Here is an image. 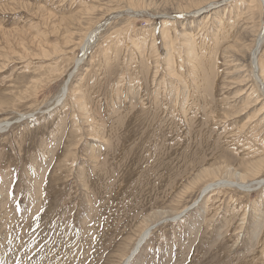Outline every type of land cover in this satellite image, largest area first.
Here are the masks:
<instances>
[{
	"label": "rangeland",
	"instance_id": "1",
	"mask_svg": "<svg viewBox=\"0 0 264 264\" xmlns=\"http://www.w3.org/2000/svg\"><path fill=\"white\" fill-rule=\"evenodd\" d=\"M207 1L0 0V31L26 33L0 35V120L10 123L0 132V264H120L151 224L129 264H264V186L216 189L170 218L199 199L206 181H190L202 169L235 180L244 164L264 158L261 85L248 79V55L223 50L243 34L255 38L264 26L259 7L231 23L236 11L247 13L249 0H216V17L209 11L184 20V11ZM105 18L76 65L84 33ZM166 22L171 35L164 40ZM189 25L204 31L201 44L214 58L204 62L209 77L189 65L180 46L178 33ZM67 28L72 45L62 51ZM53 44L62 52L43 58L40 49ZM232 60L244 65L245 86L233 84ZM71 75L69 97L58 106ZM162 78L177 86L181 104L190 100L186 119L171 90L159 95ZM83 101L100 140L89 139ZM259 171L256 180L264 178V167Z\"/></svg>",
	"mask_w": 264,
	"mask_h": 264
},
{
	"label": "bare ground",
	"instance_id": "2",
	"mask_svg": "<svg viewBox=\"0 0 264 264\" xmlns=\"http://www.w3.org/2000/svg\"><path fill=\"white\" fill-rule=\"evenodd\" d=\"M238 1V0H237ZM236 1V2H237ZM241 1V0H240ZM216 2V0H208L206 3H203L201 4L200 6H197L195 7V9H193V11H184V10H187L186 8L183 9V15L187 16L186 18H184V20H189V19H197L199 18L201 15H203L204 13H207L209 11H211L214 15L216 13V9H218L219 6H212V4ZM239 3V1H238ZM218 4V3H217ZM19 5L21 6H25L26 4L24 3H20ZM258 6L259 7V11H260V15L262 16V21L264 23V0H249L248 1V4H247V13H241V12H237L236 11V14L234 16H230L229 19L227 20L228 22H231L233 23V20L231 17H239V16H244L249 20V16H250V11L252 10L253 6ZM144 6V5H143ZM142 6V7H143ZM209 6H212L210 7V9H207V7ZM173 7V6H172ZM39 8V7H38ZM207 9V10H206ZM204 11V12H203ZM232 11V10H231ZM230 11V12H231ZM119 12H113L111 14L112 15H119L118 14ZM164 13V12H163ZM166 14V13H165ZM73 16V15H72ZM216 17V15H215ZM225 17V16H224ZM245 18V21L247 20ZM73 19V17H71V20ZM219 20V19H218ZM107 21V18L101 20L98 24H95V25H92L83 35V37L81 38V41L80 43H78L79 45V48H80V51H81V55L79 57L76 58L75 60V63L76 65L78 64V66L85 60V58L87 57L89 51H90V48L95 45L96 43V40L97 38L99 37V28L101 27L102 24H104L105 22ZM75 23V22H74ZM219 23L222 27H224V24H227L226 23V20L224 19H220L219 20ZM246 24L250 23V22H244ZM72 24V23H71ZM168 22L164 23V27H163V30H162V37L163 39L167 40L168 39V36L171 35L169 30H168V27L165 26L167 25ZM64 26V25H63ZM67 26V25H66ZM196 26V25H195ZM72 27V26H71ZM234 27V26H232ZM63 28L62 26H56L54 27V31L61 29ZM174 28V27H173ZM205 26L202 28L204 29ZM247 27H245L244 29H246ZM231 29V28H230ZM233 30V29H232ZM203 31V30H202ZM201 29H199V27H197L196 29H194V27H191L189 25V28H184L182 29L178 35L182 38V44L180 45L182 47V50L184 51V54L186 55V58L188 60V63L189 65L194 69V70H198L199 68L204 71L206 74H207V77H209V68L207 66V64H205L204 62H208L210 63V61H213V57H209L210 54H211V51H209L208 49H205L201 43L204 42L205 38L203 37L202 39H200L199 35L201 34ZM248 31V30H247ZM245 31V32H247ZM204 32V31H203ZM244 32V33H245ZM264 33V26H262L261 30L258 32V34L255 36V38L253 40H249L248 39V33L246 34H243L241 36V39L240 37H237L236 35V39L234 42H231L227 47H223L224 49V52H227V53H230L231 51L235 52V56L236 57H243L245 55H248V61L250 62V65H251V70H250V76L248 77V79H252V80H256V78L259 80L258 84H260L262 87H263V91L261 90V86L259 87L260 89V92H261V95L262 97L264 98V78L261 77V72H260V68L259 66L263 67L261 65V62H260V65H259V60L257 59V51H259V48L261 45V43H263L264 41V37H262V34ZM18 34H21V36L25 35V31H16L15 33H13V31H9V30H4V31H0V35L2 36H5V37H8V36H13V35H18ZM60 34V33H58ZM177 34V33H176ZM239 35V34H238ZM241 35V33H240ZM179 36H176V37H179ZM231 40V36L229 38ZM61 40H62V43L63 44L62 46V51L63 49L65 48H68L70 45H72V42H71V28H67L66 30H64L63 32H61ZM170 40V39H169ZM178 40V39H177ZM242 40V41H241ZM244 41V42H243ZM250 41V42H249ZM71 42V43H70ZM171 42V40H170ZM173 42V41H172ZM247 42H249L247 44ZM174 43V42H173ZM70 44V45H69ZM77 44V43H76ZM227 44V43H226ZM164 45L168 46V43H165ZM170 45V44H169ZM236 45H240V48H235L234 46ZM172 46V45H171ZM175 46V45H174ZM177 47V46H175ZM172 48V47H171ZM235 48V49H234ZM49 50H46V49H43L41 48L40 51H41V55L44 56L43 58H49L50 57V54H55V53H59V52H62L60 49H58L57 45L53 44V46H51ZM168 49V48H167ZM261 49V48H260ZM178 50V49H177ZM168 51V50H167ZM230 51V52H229ZM170 52V51H168ZM231 54V53H230ZM233 55V56H234ZM212 56V55H211ZM232 56V55H231ZM230 56V57H231ZM232 56V57H233ZM234 56V57H235ZM235 57V58H236ZM238 59V58H237ZM230 62H234V60L230 61ZM166 63V62H165ZM167 63L169 65L170 63V60H167ZM256 65V66H255ZM77 66V67H78ZM231 67L234 68V71L231 72L230 74H238L239 75V80H236V82H234L233 84L235 85H238V86H245L247 84V78L246 76H242L241 73L243 71H245L243 69L244 65L242 64H239V63H233L231 65ZM157 69L156 71V77H158V74L160 72V66H156L155 67ZM257 68V69H256ZM170 70V67L168 68ZM262 69V68H261ZM264 69V68H263ZM257 72V73H256ZM262 72H264L262 70ZM255 73V75H254ZM261 73V74H260ZM264 74V73H263ZM257 75V76H256ZM263 76V75H262ZM72 78V75L70 76L69 80L67 82H65V84H63L62 88H61V91L59 93V95L57 96V98L55 99L56 101V104H60L58 106H64L65 104H62L63 100L67 97H69V82ZM257 82V80H256ZM163 83V84H161ZM165 84V85H164ZM182 84L185 85L186 82L183 80L182 81ZM160 85H162L163 87L158 89V92H159V95L160 96H165V98H167L168 95H170L171 93L169 92L170 90L172 91V93H174V96H175V103H179V98L177 97L176 94H178V88L177 86L175 85H169V84H166L164 78L160 79V83H158V86L160 87ZM167 87V88H166ZM170 87V88H169ZM258 89V90H259ZM241 91V90H240ZM75 94H80V91H77V90H74ZM243 92V91H242ZM241 92H238L235 94L234 96V99H237L239 96H240ZM167 95V96H166ZM66 96V97H65ZM79 99H77L76 101H78ZM173 100V98H172ZM54 101V102H55ZM264 101V100H263ZM183 104H181V109H184V114H182V116L185 118H187V114H188V111H187V107H188V104L190 103V100L186 97L185 100L182 102ZM54 104V103H53ZM81 106V109L82 110H85L86 112V117H90V132H91V135L89 137V139L91 138L92 141L93 140H100L101 137H99L98 135V132L97 130L95 131L96 129V126L99 127V130H100V125L98 124L97 121H95V119L92 117V113H90L88 111V107H87V102L86 101H83L79 104ZM160 105V104H159ZM161 106V105H160ZM250 107V106H249ZM247 106L246 109L249 108ZM264 108V104L262 105V107L259 109V112L262 111V109ZM243 109V108H242ZM245 110V109H244ZM242 112V110L240 111ZM239 112V113H240ZM244 112V111H243ZM238 113H236L237 115ZM235 116V115H234ZM28 117H31L30 115ZM226 118L228 117H232V115H225ZM23 118V117H22ZM185 118V119H186ZM263 121V119H261ZM1 121V120H0ZM254 121V120H253ZM10 126V123L8 121H1L0 122V132L6 130L8 127ZM95 126V127H93ZM89 127V126H88ZM103 129V128H101ZM262 145V144H261ZM261 148V147H260ZM264 154V153H263ZM93 157V156H92ZM264 157V156H263ZM244 174H236L234 173V177L233 178H238V179H219V178H216V171L213 169V168H204L202 169L196 176L194 179H192L190 181L191 183V187L195 186L196 184L198 185V183L202 182V181H206L205 184L203 185L202 189H201V192H200V197L199 199L196 201L193 202V204L191 203V205H188L186 207H184L183 209H181L178 213L172 215L170 218H173V219H177L178 217L182 216V214H184L185 212H188L189 209L191 208H195L198 203L208 194V193H211L213 194V192L216 190V189H219V188H235V189H238L239 191H244V192H249V191H252V190H256L262 186H264V178H261V179H255L253 176L256 175L255 171L256 170H260L261 171V168L264 167V158H259L255 161H252V162H249L248 164H244ZM259 171V173H260ZM230 174V173H229ZM231 175V174H230ZM258 176V175H257ZM231 177V176H230ZM211 181V182H209ZM209 182V183H207ZM2 206V205H1ZM0 206V207H1ZM155 215L157 216L158 214L155 213ZM185 215V214H184ZM172 220V219H171ZM154 225V224H151V225H147V226H144L143 230L141 232H139V235L137 236V238L135 239L136 241L134 242L131 250L124 256V258L122 259V261L120 262V264H129L132 259L135 257V255L138 253V251L140 250V248L142 247V245L147 241V239L149 238L151 232H150V229L152 228L151 226ZM16 245H14L15 247ZM16 250V248H15ZM17 252V251H16ZM6 254V253H5ZM4 254V255H5Z\"/></svg>",
	"mask_w": 264,
	"mask_h": 264
}]
</instances>
